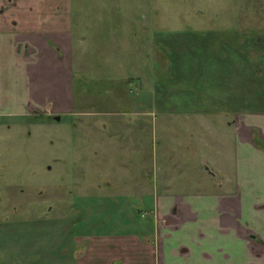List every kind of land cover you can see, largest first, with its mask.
<instances>
[{"label":"rangeland","instance_id":"1","mask_svg":"<svg viewBox=\"0 0 264 264\" xmlns=\"http://www.w3.org/2000/svg\"><path fill=\"white\" fill-rule=\"evenodd\" d=\"M72 6L75 113L0 117V264H72L89 235L152 231L133 201L163 179L208 191L222 130L264 112V0Z\"/></svg>","mask_w":264,"mask_h":264},{"label":"crops","instance_id":"2","mask_svg":"<svg viewBox=\"0 0 264 264\" xmlns=\"http://www.w3.org/2000/svg\"><path fill=\"white\" fill-rule=\"evenodd\" d=\"M73 11L72 0H0V117L75 113ZM229 123L204 165L212 188L178 193L157 180L160 192L133 201L152 231L89 235L72 264H264V112Z\"/></svg>","mask_w":264,"mask_h":264}]
</instances>
